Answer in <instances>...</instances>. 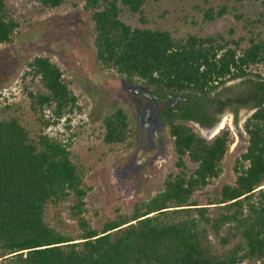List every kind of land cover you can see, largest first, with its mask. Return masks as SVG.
Masks as SVG:
<instances>
[{"label": "trees", "instance_id": "16d2710c", "mask_svg": "<svg viewBox=\"0 0 264 264\" xmlns=\"http://www.w3.org/2000/svg\"><path fill=\"white\" fill-rule=\"evenodd\" d=\"M13 1L0 0V47L25 27ZM28 2L38 13L66 4L81 7L104 69L130 85L186 102L167 127L176 171L165 177L163 190L135 203L129 214L93 228L84 217L90 189L71 160L69 140L45 133L80 110L78 98L49 57L30 60L22 90L29 109L39 115L42 133L31 135L18 116L19 104L0 93V264H264V76L253 72L264 65V13L235 16L247 30L245 37L229 30L174 38L166 30L132 28L121 20L127 11L146 24V0ZM225 13V7L209 8L203 19L212 22ZM239 79L256 80L254 97L215 101L212 95ZM31 82L37 84L34 90ZM250 99L256 110L243 124L247 145L234 161V182L223 184L216 198L195 200L221 177L231 133L222 130L208 140L190 124L209 127L216 121L210 109L220 113ZM133 126L126 108L114 107L101 120L103 144L110 150L131 148ZM67 201L76 220L71 232L48 220L49 206Z\"/></svg>", "mask_w": 264, "mask_h": 264}, {"label": "rangeland", "instance_id": "374dc122", "mask_svg": "<svg viewBox=\"0 0 264 264\" xmlns=\"http://www.w3.org/2000/svg\"><path fill=\"white\" fill-rule=\"evenodd\" d=\"M13 2L25 19V27L12 43L0 47V93L9 101L19 104L21 110L18 116L22 125L31 135H39L42 133L41 120L39 115L29 109L22 90V85L26 84L21 81V77L27 63L36 56H47L60 67L64 81L71 82L70 89L78 98L80 110L67 115L57 127L49 128L45 133L64 143L69 140L71 160L82 170L83 183L90 189L85 199L84 217L93 228L100 229L104 221L120 214H129L135 203L148 201L163 190L165 177L176 171L172 140L168 137L167 129L162 131L165 154H160L155 162L145 165L135 174L125 172L132 151L123 148L110 150L105 146L102 142L101 120L114 107L121 105L133 120L135 135L134 103L125 80L114 71L104 69L96 60L89 15L81 7L75 8L70 4L38 13L28 0ZM222 7L226 8L222 17L212 22L204 21L205 10L211 8L217 11ZM143 11L146 24L140 22L138 15L133 16L127 11L122 12L120 18L132 28L166 30L174 38H184L188 34L204 38L215 34L224 35L229 30H233L237 37H245L248 35L247 30L235 16L253 18L260 12L264 13V0H146ZM253 72L264 76V65L258 66ZM243 82L245 80H236L226 86L236 95L238 89L245 86ZM36 85L31 82V90ZM222 89L218 90V99L225 97ZM245 112L239 109L237 124H232L228 112L221 116L219 124L225 120L223 130L228 129L231 133L222 175L195 200L205 203L207 198H216L223 184L234 182V161L247 145L246 135L241 136L242 132L239 131L246 117ZM66 118L70 122L65 121ZM190 126L204 138L211 137L212 130L202 129L196 124ZM119 169L124 171L125 176L118 177ZM71 205V201L50 205V224L68 232L73 231L76 220L71 216Z\"/></svg>", "mask_w": 264, "mask_h": 264}, {"label": "flooded vegetation", "instance_id": "af4514ba", "mask_svg": "<svg viewBox=\"0 0 264 264\" xmlns=\"http://www.w3.org/2000/svg\"><path fill=\"white\" fill-rule=\"evenodd\" d=\"M252 81V83H248L245 80V82H243L245 86L238 89L236 95L235 92L231 91V89L226 86L228 84L227 83L222 89L225 93V97L223 99H220V101H224L229 98L233 100L242 98L244 100L247 97H254L252 93L254 92L253 90L257 82L255 79H253ZM125 83L127 82L125 81ZM127 84L129 86L126 88L131 93V99L134 103L133 111L136 120V132L134 135L133 146L128 149L129 152L132 151V155L130 156L131 158L129 160V165L127 166L128 169H126L125 172L135 174L145 165L155 162L160 154H162V156L165 154L161 133L162 131L167 129L170 122L176 120L174 116L178 113V108L180 107V105L184 104L186 100L182 99L180 96L172 95H165L164 97H160L141 86H133L129 83ZM218 96V93L212 95V97L215 98V101L216 99H218ZM235 108H237V114H235ZM239 109H243L246 111V117L241 126H239V131L242 132V136L243 134H245L243 130V124L245 120L256 110L255 102L251 99L250 101L244 103H241L240 101L239 104L233 103L231 105H226L223 107V110L220 113L214 114L212 113L213 109H210L211 115L216 118V121L209 127L200 128L210 130L216 127L221 122V116L224 114V112H228V114L231 115L233 122L232 124H237ZM141 149L146 150V154L144 155L145 159L144 161L141 160V164L137 166L135 160L139 159V156H141ZM117 175L118 177H123L125 176V173L124 171H122V169H119L117 171Z\"/></svg>", "mask_w": 264, "mask_h": 264}, {"label": "water", "instance_id": "95a60500", "mask_svg": "<svg viewBox=\"0 0 264 264\" xmlns=\"http://www.w3.org/2000/svg\"><path fill=\"white\" fill-rule=\"evenodd\" d=\"M207 130H209V129H207ZM221 130H222V128L220 129V131H221ZM220 131H219V132H220ZM219 132H218V133H219ZM218 133H217V134H218ZM217 134H216V135H217ZM213 137H214V135L211 136V137L208 136V137H205V138L208 139V140H210V139H212ZM140 151H141V154H140L141 156H139V159H137V160L134 159L135 162H136V164H137V166L141 164V162H140L141 160L144 161V159H145V156H144V155L146 154V150H145V149H141Z\"/></svg>", "mask_w": 264, "mask_h": 264}, {"label": "bare ground", "instance_id": "6f19581e", "mask_svg": "<svg viewBox=\"0 0 264 264\" xmlns=\"http://www.w3.org/2000/svg\"><path fill=\"white\" fill-rule=\"evenodd\" d=\"M224 125H225V120L221 124H219L216 127L210 129V130H212V134L215 136L220 131L221 128L223 129ZM210 130H208V131H210ZM212 134H211V136H213Z\"/></svg>", "mask_w": 264, "mask_h": 264}]
</instances>
